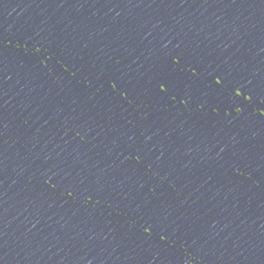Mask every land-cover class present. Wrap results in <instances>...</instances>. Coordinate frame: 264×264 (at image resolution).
Instances as JSON below:
<instances>
[{"label": "water", "instance_id": "water-1", "mask_svg": "<svg viewBox=\"0 0 264 264\" xmlns=\"http://www.w3.org/2000/svg\"><path fill=\"white\" fill-rule=\"evenodd\" d=\"M0 264H264V0H0Z\"/></svg>", "mask_w": 264, "mask_h": 264}, {"label": "snow or ice", "instance_id": "snow-or-ice-1", "mask_svg": "<svg viewBox=\"0 0 264 264\" xmlns=\"http://www.w3.org/2000/svg\"><path fill=\"white\" fill-rule=\"evenodd\" d=\"M217 84H219L220 83V81L219 80H217V82H216ZM237 95H239V93H237Z\"/></svg>", "mask_w": 264, "mask_h": 264}]
</instances>
